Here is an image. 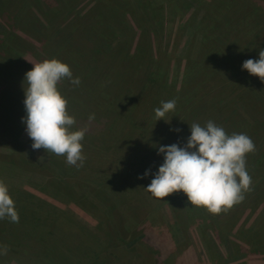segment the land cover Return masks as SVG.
I'll list each match as a JSON object with an SVG mask.
<instances>
[{
    "label": "rangeland",
    "instance_id": "374dc122",
    "mask_svg": "<svg viewBox=\"0 0 264 264\" xmlns=\"http://www.w3.org/2000/svg\"><path fill=\"white\" fill-rule=\"evenodd\" d=\"M214 2L0 0V91L9 98L0 94L1 133L6 134H0V181L19 214L18 223L0 220V246L8 249L0 264H150L160 251L152 254L140 244L146 232L169 245L165 264H264V83L242 70L244 61L258 59L264 50V0ZM45 48L52 49L51 60L68 65L81 81L57 85L67 113L82 120L72 130L87 129L80 168L33 150L22 123L24 76L32 64L47 60ZM158 68L162 74L150 80ZM101 95L117 102L118 122L97 115L89 121L93 108L102 105ZM173 96L175 110L155 121L151 113ZM209 120L228 135L244 133L255 143L246 155L255 182L243 201L213 215L191 206L183 193L152 198L144 189L163 163L158 146L183 147L190 126ZM143 128L142 148L150 140L155 148L133 152V139L141 138ZM14 146L22 151L15 154ZM54 160L72 175L52 170ZM146 171L147 177L138 178ZM66 179L75 183L70 195L46 182ZM114 186L129 189L123 190L125 207L116 209L120 219L109 209L118 204L109 192ZM93 188L109 201L89 195Z\"/></svg>",
    "mask_w": 264,
    "mask_h": 264
},
{
    "label": "clouds",
    "instance_id": "9594fccd",
    "mask_svg": "<svg viewBox=\"0 0 264 264\" xmlns=\"http://www.w3.org/2000/svg\"><path fill=\"white\" fill-rule=\"evenodd\" d=\"M242 70L264 83V50L259 51L258 59L244 61ZM65 79L76 86L81 82L78 77L73 78L68 65L56 59L32 64V70L24 76L26 115L22 123L33 150L62 156L67 165L80 168L86 160L81 142L87 129L72 130L75 117L67 113V100L57 87ZM176 103L175 99L162 102L154 110L156 121L164 120L175 110ZM94 118L90 115L89 121ZM190 133L183 147L172 144L158 148L163 163L144 190L159 201L173 193H183L191 206L218 215L242 202L244 193L250 190L252 178L246 168V155L255 150V143L244 133L228 135L211 120L203 126L193 123ZM149 171L138 178L147 177ZM4 219L18 223L19 214L8 187L0 181V220ZM7 251L6 245L0 246V255Z\"/></svg>",
    "mask_w": 264,
    "mask_h": 264
},
{
    "label": "trees",
    "instance_id": "16d2710c",
    "mask_svg": "<svg viewBox=\"0 0 264 264\" xmlns=\"http://www.w3.org/2000/svg\"><path fill=\"white\" fill-rule=\"evenodd\" d=\"M138 1H141V0H138ZM155 1V0H154ZM217 1L218 0H216V2H214V3H217ZM219 1H224V0H219ZM151 2H153V1H151ZM70 3H71V0H70ZM214 3H212V6L214 7V5H216V4H214ZM66 5V4H65ZM65 5H63L64 7H65ZM125 5L126 6H128V3H125ZM61 8H62V6H61ZM97 13H98V11H96ZM86 15V14H85ZM83 16V15H82ZM81 15L79 16V17H77V22L78 21H81V17H82ZM39 22V21H38ZM76 22V23H77ZM151 23V22H150ZM151 25H152V28H154L156 25H154L153 24V22L151 23ZM32 35V37H34V38H37L35 35H33V34H31ZM4 36L6 37L7 36V38H10V37H12L10 34H8V35H5L4 34ZM5 37H4V39H5ZM89 39H88V44H89ZM70 42H71V40H70ZM70 48V47H69ZM82 49V48H81ZM54 50V49H53ZM46 51H49V52H46ZM51 51H52V49H44V51H42L44 54H48L49 55V57L47 58V60H51ZM59 56H63L62 54H60ZM67 56V58L68 57H71V55H66ZM100 56H104V55H102L101 53H97V55L95 56V57H97V58H100ZM94 57V58H95ZM77 58H78V56H77ZM75 59V58H74ZM75 60H77V59H75ZM93 61H95V60H93ZM97 62L100 64L99 65V68L101 67V66H103V65H105V60H97ZM73 64H75V62L73 63ZM15 70L16 71H20L21 72V74H22V67L21 66H19L17 63H16V65H15ZM98 72V71H97ZM157 76H154V75H151V73H150V80H153V79H155V78H157L158 77V75L160 76L162 73L160 72V69L158 68L157 69ZM159 73V74H158ZM154 76V77H153ZM153 77V78H152ZM121 79V78H120ZM104 80V79H103ZM110 83H111V81L109 82V86H110ZM112 84H113V81H112ZM109 86H107V88H106V90L107 91H109ZM63 89L64 90H66V88L65 87H63ZM60 92V91H59ZM0 94L2 95V96H5L6 98H8V94H5V93H2L1 91H0ZM108 94V93H107ZM114 95H116V93L114 92L113 93ZM183 99V98H185V94L182 96V97H180V99ZM101 103H102V105L100 106V107H96V108H93V110H92V115H97V119L99 120L100 119V117L101 118H107V122H110V121H113V122H118V120L117 119H120L119 117H117V114H119L120 112H118L117 111V109L119 108L118 107V105H116L117 104V102L115 101V100H110V99H106V96L105 95H101ZM166 99H167V96H166ZM172 99H174V96L172 97ZM176 99V98H175ZM8 100H9V98H8ZM124 104L122 105L123 107H122V113H125L127 110H126V108H127V103H125V102H123ZM9 104H10V102H9ZM0 108H2V106H0ZM19 109H20V106L18 107ZM96 109V110H95ZM98 111H103L102 113H98ZM120 111V110H119ZM88 112H90V110H87V113ZM153 114H155V111L153 112V113H151V115H153ZM77 118V120H76V122L78 121V122H81L82 120L80 119V116L79 117H76ZM110 118H115L114 120H110ZM149 119V118H148ZM156 121V120H155ZM156 123V122H155ZM154 126V125H153ZM0 127H1V124H0ZM143 130H145V128H143L141 131H139V134H141L142 136H141V138L139 137V138H137L136 140H135V138L133 139V141H134V145L131 147V150L133 151V152H142L144 149H146L147 151L148 150H152V149H154L155 147H154V144H155V141H153V140H150V141H148L147 143H145V147L144 148H142V144L144 143L143 141H142V138H143V133H144V131ZM1 131H2V127H1V129H0V134L2 135L3 134V136H5L6 137V134H4V133H1ZM3 132V131H2ZM185 134L187 135V133L185 132ZM0 135V136H1ZM158 148H159V146H158ZM12 150L14 151V153L16 154V152H19L21 149H19V147L18 146H14L13 148H12ZM22 151V150H21ZM56 160V159H55ZM54 160V162H55V164H56V166H53V168H52V170H57V171H59V173L58 174H61L62 176H66V178H69L71 175H72V172L71 171H67V170H64L63 168H62V166H58V163L59 162H56ZM27 162H30L29 161V159L27 160ZM45 167V166H44ZM55 174H57V173H55ZM47 183H49V185H51V187L52 188H54L55 190H56V188L57 187H62V189L64 190V192H65V194H68V195H70L71 194V192H70V188H73L74 189V184L75 183H73V182H71V181H69V179H66V181L65 182H62V181H54V180H47L46 181ZM252 182H255V180H254V178H252ZM78 185V184H77ZM81 185V184H80ZM253 185V184H252ZM109 186V185H108ZM127 190L128 192H129V189L125 186L124 188H120V187H112V189H111V191H109V192H111V194H114V196H116L115 197V201H116V203H118V204H115L114 203V205H113V203H112V205H110V210L114 213V215L116 216V217H118V219H120V214L118 215V212H117V207L119 208V207H125V205H126V202L128 201V198L127 197H125L124 195H123V190ZM103 192V190H101L100 191V189H98V188H93V190H92V192L89 194V195H91V194H93L94 195V197H96V198H98L100 201H102V202H106V201H109V197L107 196V194H104V192ZM62 193V192H61ZM63 194V193H62ZM134 195L132 194L130 197L132 198ZM264 197V196H263ZM69 199V201H70V203H72V204H74V205H76V206H78V207H80L81 208V205L83 206L84 204L83 203H81V200L82 199H79V201L77 200V199H73V198H68ZM86 199H88V198H86ZM65 200H67V198H65ZM121 205V206H120ZM118 215V216H117ZM122 223H123V219L121 218V220L119 221V220H117V222H116V224H117V228L118 229H121L122 228ZM121 231H123V230H121ZM141 238H142V240L140 241V244L141 245H143V246H145V249L149 252V251H151L152 252V254L154 253V252H156V250H158V251H160V253L159 254H157V257H158V259H157V257H152V259L150 260V264H165V261L164 260H166L167 258H169V254L171 253L170 252V248H169V245H164V244H162V245H160L159 243H157L156 241H155V239H154V236L151 234V233H141ZM143 239H146L147 240V242H143ZM169 248V249H168ZM166 249H168L167 251H165ZM177 260V259H176ZM164 261V262H163ZM192 264H195L192 260H189ZM166 263H167V261H166ZM172 264H175V262H173ZM176 264H179V262L177 261L176 262Z\"/></svg>",
    "mask_w": 264,
    "mask_h": 264
},
{
    "label": "crops",
    "instance_id": "0c3cea01",
    "mask_svg": "<svg viewBox=\"0 0 264 264\" xmlns=\"http://www.w3.org/2000/svg\"><path fill=\"white\" fill-rule=\"evenodd\" d=\"M59 91V90H58ZM61 94V93H60ZM62 95V94H61Z\"/></svg>",
    "mask_w": 264,
    "mask_h": 264
}]
</instances>
